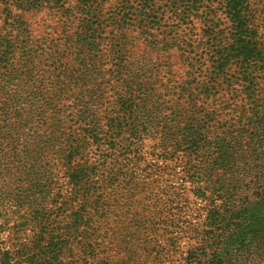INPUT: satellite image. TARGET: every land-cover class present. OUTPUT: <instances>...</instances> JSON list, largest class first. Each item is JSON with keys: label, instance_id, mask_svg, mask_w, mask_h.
Returning a JSON list of instances; mask_svg holds the SVG:
<instances>
[{"label": "trees", "instance_id": "1", "mask_svg": "<svg viewBox=\"0 0 264 264\" xmlns=\"http://www.w3.org/2000/svg\"><path fill=\"white\" fill-rule=\"evenodd\" d=\"M1 1L3 24L7 20L11 29L0 33V264H92L118 230L142 228L108 224L130 216L135 196L146 197V178L135 165L148 139L157 160L181 158L191 195L204 202L196 214L202 222L191 228L192 243L179 264H264V79L256 76L264 73V31L252 29L251 0L219 1L235 32L229 38L212 29L208 65L198 62L205 81L197 93L189 91L187 117L173 106L160 131L152 118L161 113L153 89L139 84L136 94L130 84L151 74L141 60H128V43L117 30L134 20L155 29L168 18L184 19L198 12L197 0H118L117 12H102L104 0ZM42 6L60 10L71 30L57 40L30 37L12 8ZM150 33L154 66L169 76L159 51L167 54L178 44ZM102 44L108 52L103 57ZM237 63V72L224 79ZM100 64L114 89L123 85L104 107L87 91L89 83L83 91L73 89L76 74L92 75ZM167 83L171 79L161 86ZM239 85L243 108L222 100L220 109L229 115L223 123L213 110L191 113L201 105L196 95L232 99ZM168 89L177 90L173 84ZM123 237L129 243L132 234Z\"/></svg>", "mask_w": 264, "mask_h": 264}, {"label": "rangeland", "instance_id": "2", "mask_svg": "<svg viewBox=\"0 0 264 264\" xmlns=\"http://www.w3.org/2000/svg\"><path fill=\"white\" fill-rule=\"evenodd\" d=\"M219 1L197 0L198 12L191 13L184 19L178 17L175 19L168 18L165 22H162L160 27L155 29H149L150 27L142 25L144 23L140 24L134 20L130 22L129 26L117 30V35L122 33L124 41L128 43V51L126 52L128 60H141L146 64L148 74H151L149 79L140 78L130 84L134 86L131 87L136 94L139 93V90L136 88L140 87L139 84H141V87L153 89V94L151 95L153 99L159 100V108H161V113L152 117L154 122L158 124V127L155 128L156 131L164 129V127L161 128V120L169 116V112L175 105L178 106V110H181L182 117H187L188 112L185 110L188 109L189 91L193 90L197 93L199 83L205 81V75L200 74L198 62L207 63L206 57L209 54V46L212 43V29L216 34L219 33L220 35L223 32L229 38L235 32L234 27L229 21V16L221 7ZM116 2L118 0H104L102 12L112 9ZM5 8L6 5L0 0L1 34H4L6 31L9 32L11 29V26L6 22L7 20L3 24L4 14L2 10ZM113 11H118L117 6H114ZM131 12L134 16L138 14V11L134 13V9H131ZM250 12L255 17L254 24H252L253 31L263 34L264 0H251ZM14 14H18L26 22L30 31V37L34 40L38 37L46 36L57 40L63 35V30H71L73 27L66 25L64 17L60 14V10L49 9L43 6L20 10L12 8V15ZM81 19H84V16L80 18V22ZM73 24L74 28H76L77 22ZM147 32H151L150 34L160 42L171 40V42L178 44V48H172L167 54H161L160 51V54L158 53L159 60L162 62L166 60L165 63L170 70L169 76L166 75L167 70L165 68L156 64L154 66L156 52L150 49ZM101 48L102 57L107 56L106 44H102ZM237 67L238 63L232 65L231 69L227 70L224 74V79H228L236 73ZM76 75V83L73 89L83 91L85 90L83 86L89 83L87 91L91 89L96 97V102L103 107L106 105L110 106L112 101L110 94L123 86L120 84L114 89L116 84L110 81L105 65L101 64L94 70L92 75L86 76L82 73ZM256 76L261 80L264 79L263 72L262 74H256ZM166 78L171 79V83L165 84L166 89L173 84L177 90H180L181 86H184L188 90L184 89L183 93H179L177 90L173 93L169 92L172 88L166 90L164 86H161V83ZM237 87V96L232 99H230V94H226L223 97L219 95L214 100L210 97H201L200 94L196 95L198 100L200 98L201 105L191 110V113L200 116L205 113V110H213L214 116L217 114L218 121L223 123L229 115L226 116L220 109L223 105L222 100L229 99L233 103H236L238 108L244 103V100H242L244 95L241 93L244 87L242 85ZM219 88H222V86H219ZM167 91L168 93H166ZM168 132L171 134H173L172 132L176 133V131ZM152 143V139L143 141L142 157L140 162L135 165L137 174L146 178L143 180L146 184V188L143 190L146 192V197L135 196L136 200H133L129 204L130 216L118 218V220H123L119 223L115 220L116 217L110 218L108 224L114 227L119 224L118 227H123L129 222V224H134V226L139 225L142 228L135 230L132 227H125V229L118 230L115 234L117 235V239L113 241L114 243L105 247L103 251H99V247H96V251H99L100 255L97 259L94 258L95 261L91 260L92 264H101L102 258L108 264H179L185 255V251L192 243V239L189 237L191 235V228L199 226L202 222L203 215L199 216L196 214L199 213L198 208L203 207L204 202H197L191 195L192 185L187 181L185 173L181 171V166L184 164L181 158L174 156L171 160H157L156 156L149 152ZM145 164H151L152 167L144 169ZM171 166L175 170L173 175L169 174ZM131 217H133L132 220H130ZM93 219L95 220V216ZM11 220H14V218ZM124 234H132V239L129 243L125 242ZM78 239L86 242L84 238L81 239V236ZM122 254H124V258L121 259ZM77 264L86 263L82 259H79Z\"/></svg>", "mask_w": 264, "mask_h": 264}]
</instances>
